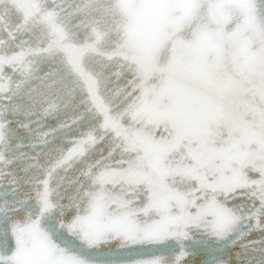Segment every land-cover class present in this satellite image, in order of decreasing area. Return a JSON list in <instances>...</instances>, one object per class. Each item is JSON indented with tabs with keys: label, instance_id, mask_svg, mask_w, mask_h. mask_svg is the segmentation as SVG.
<instances>
[{
	"label": "snow or ice",
	"instance_id": "1",
	"mask_svg": "<svg viewBox=\"0 0 264 264\" xmlns=\"http://www.w3.org/2000/svg\"><path fill=\"white\" fill-rule=\"evenodd\" d=\"M0 264H264V0H0Z\"/></svg>",
	"mask_w": 264,
	"mask_h": 264
}]
</instances>
